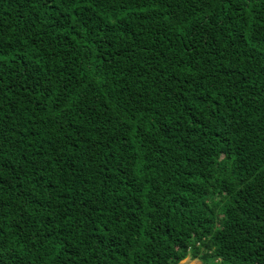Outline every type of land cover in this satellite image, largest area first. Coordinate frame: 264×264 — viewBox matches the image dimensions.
I'll use <instances>...</instances> for the list:
<instances>
[{
  "label": "trees",
  "instance_id": "obj_1",
  "mask_svg": "<svg viewBox=\"0 0 264 264\" xmlns=\"http://www.w3.org/2000/svg\"><path fill=\"white\" fill-rule=\"evenodd\" d=\"M264 264V0H0V264Z\"/></svg>",
  "mask_w": 264,
  "mask_h": 264
},
{
  "label": "rangeland",
  "instance_id": "obj_2",
  "mask_svg": "<svg viewBox=\"0 0 264 264\" xmlns=\"http://www.w3.org/2000/svg\"><path fill=\"white\" fill-rule=\"evenodd\" d=\"M179 264H199V261L192 260L191 258L187 257L183 261H181Z\"/></svg>",
  "mask_w": 264,
  "mask_h": 264
}]
</instances>
